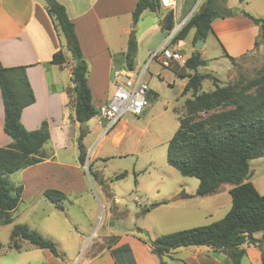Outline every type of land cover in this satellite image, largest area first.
Returning a JSON list of instances; mask_svg holds the SVG:
<instances>
[{"label": "rangeland", "instance_id": "rangeland-1", "mask_svg": "<svg viewBox=\"0 0 264 264\" xmlns=\"http://www.w3.org/2000/svg\"><path fill=\"white\" fill-rule=\"evenodd\" d=\"M225 1L226 5L223 0L216 3L222 9L231 10L233 20L214 19L211 23L213 32L206 36L205 45L199 49H195L196 43L191 41V30L179 48L184 57L199 51L208 64L199 67L198 71L210 73L220 85L231 84L240 78H253L264 67V41L260 39L259 27L252 20L242 22L245 20L240 13L244 15L248 6L240 0ZM155 21L153 14H147L138 24L133 23L130 16H120L115 30L109 24L113 27L106 31V36L111 47L117 48V43L124 38L140 40ZM123 24L127 25V31L121 36L116 31ZM59 33L65 44L63 34ZM152 38L155 43L164 40L159 33ZM255 41L260 44L254 49ZM143 42L134 58V63L141 68L154 50L150 47L152 42ZM122 46H126L125 43ZM65 55H69L67 50ZM117 55L119 53L115 57ZM230 57L236 58L233 63ZM86 63L91 74L96 68L95 62L88 59ZM112 63L113 66L124 65L117 59H112ZM185 71L176 64L164 67L156 60L149 62L145 74L149 88L148 104L140 115L123 114L107 132L108 123L92 117L86 122V130L80 125L68 129L65 145L54 146L49 139L44 149L47 152L54 150V157L50 155L48 161L25 172L20 170L7 175V179L21 185L23 191L21 200L12 211L11 222L0 224V242L4 245L0 264L21 261L17 250L8 247L11 229L16 224H26L29 229L52 240L62 257L57 258L65 264H77L78 259L112 241L113 236H104L108 230L140 228L143 236L154 237L207 225L225 215L231 207L228 192L231 184H220L211 196L198 195V179L182 175L166 160L168 141L179 124L175 110L182 108L185 97L190 95H181L185 80L177 73ZM108 72L111 75L112 70ZM61 74L64 84L69 83L65 69ZM99 77L103 80L102 75ZM48 78L51 79L50 73ZM102 86V97H99H110L113 91L111 78L106 83L102 81ZM202 88L212 89L213 80L204 79ZM80 144L86 149L82 167L78 161ZM121 172L126 174L116 178ZM249 174L257 191L264 193V156L249 160ZM48 188L64 192L65 197L58 200L63 208H58L44 196L43 191ZM176 196L181 198L172 201ZM202 203L204 208H210V214L196 208ZM179 226L183 227L176 229ZM26 246L32 245L25 242L22 249Z\"/></svg>", "mask_w": 264, "mask_h": 264}, {"label": "trees", "instance_id": "trees-1", "mask_svg": "<svg viewBox=\"0 0 264 264\" xmlns=\"http://www.w3.org/2000/svg\"><path fill=\"white\" fill-rule=\"evenodd\" d=\"M217 0H204L175 33L172 43L184 40L193 30L192 42L204 41L212 33L211 23L216 18L234 16L229 9H222ZM46 11L53 20L54 28L65 38L66 50L71 54L73 66L70 80L72 86L67 92L73 101L74 119L87 122L97 117V108L91 101L87 83L88 67L82 56L75 25L69 18L65 6L57 0H46ZM147 11L158 17L160 30L167 34L174 27L172 9L162 7L160 0H137L132 11L133 23ZM258 27L260 39L264 41V18L243 12ZM254 42V49L259 47ZM137 51L135 38H130L125 52L114 59L124 67L133 68ZM245 55V54H244ZM244 55L240 56L243 57ZM239 58V57H238ZM236 58L230 57L231 63ZM64 52L53 53L50 62L58 66L65 64ZM208 60L199 51L185 57L181 67L185 72L177 75L185 80L181 95L186 96L182 108L175 110L178 128L167 144L166 160L182 175L196 177L199 181L198 195L213 193L222 183L231 184L229 189L231 207L225 215L210 224L194 226L161 234L154 238L145 237L153 250L158 251L159 264L162 256L170 250L187 246H206L213 250L225 251L229 264H241L245 255L244 246L256 245L264 240V193H259L250 180L249 160L264 156V67L253 78H240L231 84L220 85L208 72H199ZM206 78L213 80L212 89H203ZM0 96L3 105V131L11 142L0 147V224L12 220V211L21 200L22 186L11 183L7 175L38 164L50 157L44 145L50 139L47 120L38 128L29 130L21 122V111L35 101L33 90L26 75V65L4 66L0 62ZM86 149L79 145L78 161L85 163ZM91 173V169H88ZM121 172L115 177H123ZM44 196L58 203L65 197L57 189H46ZM140 232L142 229L137 228ZM261 232L259 238L254 233ZM117 237L105 246L109 248ZM40 249H48L54 256L62 258L52 240L44 238L26 224L13 226L8 247L20 250L23 243ZM4 245L0 242V253ZM259 264H264L262 255Z\"/></svg>", "mask_w": 264, "mask_h": 264}, {"label": "crops", "instance_id": "crops-1", "mask_svg": "<svg viewBox=\"0 0 264 264\" xmlns=\"http://www.w3.org/2000/svg\"><path fill=\"white\" fill-rule=\"evenodd\" d=\"M57 1L65 6L69 18L75 25L83 58L85 61L92 59L95 62L96 68L93 69L91 74L88 69L87 83L91 92L92 104L97 108L110 98L107 95L103 99L100 98L102 97V95L100 96V88L103 87L102 81L106 83V80L109 81L111 78L108 71L113 68L112 59L115 58L117 53L125 52L128 43V40L124 38L117 43L119 45L117 48H112L106 36V31L112 30L113 26V30H115L116 22L120 16L132 17V11L137 0ZM203 1L175 0V7L172 9L174 26L185 23ZM223 1L226 5V1ZM240 2L248 6V9H244V12L256 17H264V0H240ZM147 14L155 15L156 21L153 26L150 25L149 29L145 30L140 40L135 39L137 42L136 54L141 50L143 41L145 44L152 42L150 47L155 51L160 47L161 44L159 45V43L162 42L159 39L155 43L152 37L158 33L162 36L165 35L160 30L158 17L154 13L144 11L137 24ZM240 14L245 20L242 22H252L250 18L242 13ZM227 19L233 20L232 17L221 20ZM126 27L127 25L123 24L116 32L123 36L127 31ZM192 38L193 32L191 33V41ZM124 43L126 46H122ZM183 43L182 40L175 45L179 49ZM59 49L65 54L66 46L63 44L60 33L55 30L53 20L46 11V0H0V62L4 66L26 65V75L35 97V101L21 111V122L25 128L33 130L38 128L43 120H47L50 141L53 142L54 146L65 145L68 129L79 125V122L73 118V101L67 92V89L72 86L70 80L71 67L73 66L71 54L65 55L66 61L61 67L50 62L53 53ZM176 66L180 69L182 65L176 64ZM134 68H137L135 63ZM63 69L66 70L69 79V83L66 84L61 78V70ZM48 73L51 76L50 80ZM100 75H102L103 80H100ZM3 119L4 111L0 96V147L11 142V138L3 131ZM103 121L106 123L105 120ZM98 123L101 124L100 120ZM50 152L48 151L54 157V150ZM48 159L40 163L46 162ZM35 165L24 168L21 172H25V170ZM215 192L208 196L215 194ZM179 198L181 197L176 196L172 198V201ZM196 208L203 209L208 214L211 212L209 207L204 208L203 203L196 206ZM182 227L179 226L176 229ZM104 236L117 237V240L109 248L104 245L92 250L85 257L78 259L77 264H159L158 255L153 253L152 247L143 240L144 236L139 230H108ZM254 236L259 238L261 232L254 233ZM154 237L149 236V238ZM261 244L262 249L258 248V244L244 246L245 255L241 259V264H259L262 255H264V240ZM17 252L21 256V261L17 264H65L63 260L54 256L45 248L40 249L32 245L21 248ZM162 260L164 264H229V258L225 251L213 250L206 246L176 248L163 255Z\"/></svg>", "mask_w": 264, "mask_h": 264}, {"label": "built area", "instance_id": "built-area-1", "mask_svg": "<svg viewBox=\"0 0 264 264\" xmlns=\"http://www.w3.org/2000/svg\"><path fill=\"white\" fill-rule=\"evenodd\" d=\"M160 3L162 7L167 9L175 7V0H160ZM181 26L182 23L175 25L164 35L160 47L149 54L143 68L113 66L111 73L112 94L107 101L97 107V117L108 123L106 132L120 120L123 114L140 115L148 104L147 93L149 88L145 74L149 62L156 60L164 67H168L172 63L183 65L185 57L172 43L175 33Z\"/></svg>", "mask_w": 264, "mask_h": 264}, {"label": "water", "instance_id": "water-1", "mask_svg": "<svg viewBox=\"0 0 264 264\" xmlns=\"http://www.w3.org/2000/svg\"><path fill=\"white\" fill-rule=\"evenodd\" d=\"M195 43H196L195 44V49H199L201 47V45L204 44V42L202 40H197ZM79 125H80V127L82 129H85V130L87 129V126H86V122L85 121L79 122ZM258 248L259 249H262V244L261 243L258 244ZM153 253H155V254L158 255V251L157 250H153Z\"/></svg>", "mask_w": 264, "mask_h": 264}]
</instances>
